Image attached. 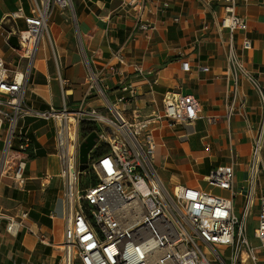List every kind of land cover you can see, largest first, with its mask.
<instances>
[{
    "label": "crops",
    "instance_id": "obj_1",
    "mask_svg": "<svg viewBox=\"0 0 264 264\" xmlns=\"http://www.w3.org/2000/svg\"><path fill=\"white\" fill-rule=\"evenodd\" d=\"M73 3L75 14L69 9L53 11L49 32L35 57L25 104L45 111L51 106L62 109L66 103L77 110L85 101L86 108L104 109L107 104L97 90L90 92L92 68L101 73L99 85L112 103L124 84L137 89L131 103L118 105L131 122L135 114L140 121L162 114L173 95H192L200 101L199 120L174 126L159 122L149 128L156 141L158 169L164 164L172 171L167 186L208 190L204 178L230 163H235L237 180L245 182L263 104L251 83L243 79L239 98H245L246 105L242 114L230 127L224 121L235 90L226 77L229 32L219 29L224 0H152L143 18L155 27L148 34L140 29L137 12L119 0ZM20 7L25 15L31 14V0H0V58L11 71L19 62L18 49L9 44L11 30L26 27L24 20H12ZM237 13L249 28L235 36L236 43L241 46L244 36L251 39L253 49L244 52L246 67L264 87V0H238ZM185 63L191 71L184 70ZM20 125L29 129L37 152L28 161L23 186L10 176L0 181V211L5 215L0 222V264H61L66 208L55 123L28 118ZM261 156L264 186V147ZM47 176H52L50 181ZM217 192L229 197L227 192ZM250 217L259 223V207L252 210L248 224ZM10 221L20 224L15 235L7 231ZM252 243L259 248L258 242ZM258 264H264V252Z\"/></svg>",
    "mask_w": 264,
    "mask_h": 264
},
{
    "label": "built area",
    "instance_id": "obj_2",
    "mask_svg": "<svg viewBox=\"0 0 264 264\" xmlns=\"http://www.w3.org/2000/svg\"><path fill=\"white\" fill-rule=\"evenodd\" d=\"M137 12L143 33L155 29L144 22V13L152 0H119ZM238 0H224L220 31L229 32L227 45V79L235 86L233 100L226 109L225 123L241 115L246 99L239 98L241 82L247 80L263 104L260 129L253 139L248 177L237 180L235 163L213 170L204 181L209 189L179 185L173 193L158 173L155 161L156 141L149 128L155 123L192 124L200 118V101L192 95H173L162 114L153 119H127L118 105L131 103L137 89L124 84L116 103L107 99L100 87L101 73L93 68L89 76L90 92L97 90L106 102L102 110L86 108L85 101L77 110L65 103L62 109L51 106L39 110L25 104V93L40 41L49 32L53 11L69 9L73 0H31L30 15L20 7L12 20H24L19 32L17 68L11 71L0 58V181L10 176L16 184L26 183L25 172L31 154L36 153L34 139L21 122L26 119L53 121L56 146L61 163L59 177L64 181L65 223L64 253L61 264H258L264 252V186L262 184L264 147V87L246 67L244 52L253 49L250 38L243 37L238 46L235 36L249 28L237 13ZM168 4L165 5V8ZM210 26L206 25L205 30ZM25 64V65H22ZM184 70L191 71L188 64ZM139 120V121H138ZM212 123L216 118H210ZM95 125L98 134L95 149L89 155L88 169L81 171V144L86 140L81 131L84 123ZM109 151L95 155L100 146ZM91 174L96 183L83 187L81 176ZM52 176H47L50 181ZM224 191L229 197L219 194ZM242 199L241 217L236 214V199ZM259 207V224L255 247L247 234L248 218ZM5 215L0 211V222ZM7 231L15 235L20 224L10 221Z\"/></svg>",
    "mask_w": 264,
    "mask_h": 264
},
{
    "label": "rangeland",
    "instance_id": "obj_3",
    "mask_svg": "<svg viewBox=\"0 0 264 264\" xmlns=\"http://www.w3.org/2000/svg\"><path fill=\"white\" fill-rule=\"evenodd\" d=\"M50 49L51 51H53L54 47L52 45V43H50ZM10 54V53H9ZM11 58V56L9 57ZM158 173H159V176H161L162 180L168 184L169 182H171L172 178H171V173L172 171L171 170H166L164 164H162L159 169H158ZM82 178V181H81V185L83 187H86V186H90V185H93V183H95V177L91 174H83L81 176ZM64 190V189H63ZM168 190H170V192L173 193V187H168ZM236 204V214L241 217L242 215V212H243V206L241 204V199L238 198L235 200V203ZM259 224V223H258ZM257 220L254 219L253 217H250V221H249V224H248V228H247V234L249 235V238L250 240H252L253 242H257V240L254 238V228L257 227Z\"/></svg>",
    "mask_w": 264,
    "mask_h": 264
},
{
    "label": "water",
    "instance_id": "obj_4",
    "mask_svg": "<svg viewBox=\"0 0 264 264\" xmlns=\"http://www.w3.org/2000/svg\"><path fill=\"white\" fill-rule=\"evenodd\" d=\"M9 44L16 50L20 48L21 44L19 43V29L12 28L11 34L9 37ZM97 140H98V134L97 132H94L93 134L88 136L86 140L81 144L80 146L81 148L80 162L82 163L81 171H85L88 169L89 155L95 149Z\"/></svg>",
    "mask_w": 264,
    "mask_h": 264
},
{
    "label": "trees",
    "instance_id": "obj_5",
    "mask_svg": "<svg viewBox=\"0 0 264 264\" xmlns=\"http://www.w3.org/2000/svg\"><path fill=\"white\" fill-rule=\"evenodd\" d=\"M95 128H96L95 125H93L92 123H87V122L84 123L81 128V131L83 132V137L87 138L88 136L93 134L95 132ZM108 151H109V147L103 145V146L98 147L97 151H95V155L102 156V155L107 154Z\"/></svg>",
    "mask_w": 264,
    "mask_h": 264
}]
</instances>
